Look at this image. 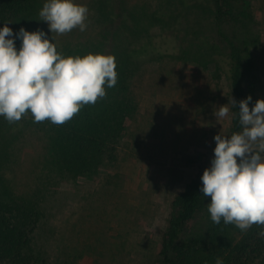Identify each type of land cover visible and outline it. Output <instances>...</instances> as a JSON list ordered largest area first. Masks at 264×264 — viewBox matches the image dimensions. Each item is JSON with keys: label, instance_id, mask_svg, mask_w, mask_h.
Wrapping results in <instances>:
<instances>
[{"label": "trees", "instance_id": "obj_1", "mask_svg": "<svg viewBox=\"0 0 264 264\" xmlns=\"http://www.w3.org/2000/svg\"><path fill=\"white\" fill-rule=\"evenodd\" d=\"M252 1L90 0L99 28L93 32L88 26L84 31L73 29L72 40L55 46L65 57L114 56L117 83L113 88L105 85L103 98L82 105L63 124L35 122L30 112L13 123L0 116V264H43L34 243L43 214L38 201L41 190L18 189L5 173L11 169L13 145L24 128L32 126L43 141L40 185L53 186L57 178H94L123 156L124 137L140 108L138 71L144 64L165 58L211 64L223 71L237 101L236 108L231 105L232 130L241 129L239 101L250 95V109L257 101L253 99L254 82L248 78L255 71L254 50L261 39ZM44 3L0 0V28L8 22L17 50L22 41L15 34L21 27L30 32L43 30L51 40L39 16ZM210 167H201L184 190L173 194L159 250L161 264H216L217 258L222 264H264V253L259 257L253 234L259 225L242 231L223 219L219 224L212 221L211 199L201 192L203 171Z\"/></svg>", "mask_w": 264, "mask_h": 264}, {"label": "rangeland", "instance_id": "obj_2", "mask_svg": "<svg viewBox=\"0 0 264 264\" xmlns=\"http://www.w3.org/2000/svg\"><path fill=\"white\" fill-rule=\"evenodd\" d=\"M74 2L87 6L86 25L96 31L90 0ZM252 4L261 39L248 78L258 100L264 99V0ZM71 32L49 35L59 45L73 39ZM136 84L140 108L124 137L123 156L94 178H57L53 186L40 185L44 150L39 134L28 126L13 145L6 176L18 189L41 190L43 214L34 243L43 264H161L173 194L211 164L216 134L242 130H232L231 103L229 117L218 122L213 114L232 94L224 72L211 64L164 58L144 64ZM262 227L253 232L259 257L264 253V237L258 235Z\"/></svg>", "mask_w": 264, "mask_h": 264}, {"label": "clouds", "instance_id": "obj_3", "mask_svg": "<svg viewBox=\"0 0 264 264\" xmlns=\"http://www.w3.org/2000/svg\"><path fill=\"white\" fill-rule=\"evenodd\" d=\"M87 15V6L74 0H47L39 12L50 32L57 34L77 27L86 30ZM15 36L22 41L19 50L8 22L0 28V116L9 123L30 112L35 122L63 124L82 105L103 98L105 85L113 88L117 83L112 55L65 57L43 30L30 32L21 27ZM251 99L249 95L239 101L242 130L214 136V158L201 177V192L211 198L212 221L219 224L223 219L242 231L254 224L264 226V99L250 109ZM229 103L236 108L237 101L231 97L214 111L218 122L229 117ZM258 235L264 237V227ZM216 264L222 261L217 258Z\"/></svg>", "mask_w": 264, "mask_h": 264}]
</instances>
